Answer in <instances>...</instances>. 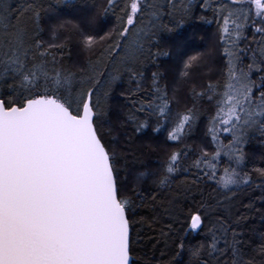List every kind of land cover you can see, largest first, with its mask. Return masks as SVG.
Wrapping results in <instances>:
<instances>
[{
  "label": "snow or ice",
  "instance_id": "1",
  "mask_svg": "<svg viewBox=\"0 0 264 264\" xmlns=\"http://www.w3.org/2000/svg\"><path fill=\"white\" fill-rule=\"evenodd\" d=\"M253 141L264 0H0V264H264Z\"/></svg>",
  "mask_w": 264,
  "mask_h": 264
},
{
  "label": "trees",
  "instance_id": "2",
  "mask_svg": "<svg viewBox=\"0 0 264 264\" xmlns=\"http://www.w3.org/2000/svg\"><path fill=\"white\" fill-rule=\"evenodd\" d=\"M73 2L77 5L81 3V0H73ZM211 18V17H210ZM217 28L213 25H206L200 23H193L191 25L185 26V34L189 38V42L192 47L189 49V54H195L196 52L207 51L209 48L215 47L217 58H219V44H218V37L216 36ZM203 135V126L201 129L195 133V135L188 140V143H196L199 144L201 137ZM166 133L159 134L158 138H155L150 142L153 147L156 149L154 152H149L147 154H143L142 158L151 163L154 167L156 166L155 162L161 161L166 157V154L182 147L174 142H167L165 143ZM248 155L251 158V163L249 164V169L253 166H262L264 165V147L260 146L258 141H253L248 149ZM190 160L185 161V163H189ZM255 178V175H254ZM254 195H259V193H254ZM199 196L197 195V199ZM255 226L259 229L260 222L257 221ZM199 234H189L187 239L190 242H195L196 239H200ZM158 239V237H157ZM151 244L152 241L148 242L147 247L144 249V252L147 253L149 259H151ZM163 249V243L157 245L156 247V256H159V252ZM143 255V254H142ZM141 264H147L145 259L141 260ZM152 264H155V261H152Z\"/></svg>",
  "mask_w": 264,
  "mask_h": 264
}]
</instances>
